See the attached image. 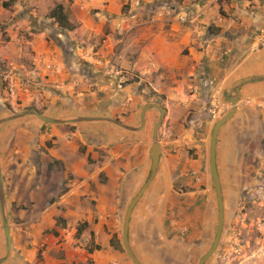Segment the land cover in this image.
<instances>
[{
  "label": "crops",
  "instance_id": "obj_1",
  "mask_svg": "<svg viewBox=\"0 0 264 264\" xmlns=\"http://www.w3.org/2000/svg\"><path fill=\"white\" fill-rule=\"evenodd\" d=\"M40 1L53 7L43 17L26 10L8 29L9 46L18 42L29 57L17 59L0 48L19 64L7 83V100H24L21 110L108 115L131 126L140 124L146 104L162 105L159 165L131 215L129 241L143 264H158L169 253V240L186 239L192 264L206 249L216 203L209 151L218 119H211V100L226 104L227 113L237 99L217 138L224 198V187H255L264 172V0ZM59 3L75 29L47 17ZM65 38L76 53L73 61L58 44ZM80 58L101 64L103 75L107 68L114 73L87 77L76 68ZM3 106L0 118L12 113ZM158 118L149 110L138 131L47 124L34 116L2 124L0 163L12 238L3 264H133L123 246V222L150 173V127ZM5 252L0 211V258Z\"/></svg>",
  "mask_w": 264,
  "mask_h": 264
},
{
  "label": "rangeland",
  "instance_id": "obj_2",
  "mask_svg": "<svg viewBox=\"0 0 264 264\" xmlns=\"http://www.w3.org/2000/svg\"><path fill=\"white\" fill-rule=\"evenodd\" d=\"M57 1L58 0H54V3ZM27 2L29 3V0H0V48L4 47L3 53L9 52L12 56L15 54L17 57H13L21 60L29 57V53H21L19 51L20 46L18 42H16L15 45L11 44L9 46V42L12 39V33L8 30L9 26L25 16L24 12L26 10L27 12L37 11L38 16L43 17L41 15H43L47 7H53L51 3L50 5H46L40 0H35L31 6H27ZM124 7L131 8V5L129 3L124 5ZM37 19L38 18L35 19L36 23L38 22ZM25 33L26 32H23V30H19V36H25ZM50 35L54 36L53 33ZM58 44L63 48V53L67 60L75 58L76 53L74 54V52L70 50L69 42L66 41V38L65 42ZM101 44H103L102 40ZM15 51H19V54ZM13 57H5L0 54L1 60L13 61L15 65H19L18 60ZM88 61L84 58H80V60L75 63L79 72H84L87 77L94 75L96 77L102 76L101 78H103L101 64H94ZM91 67H93V70ZM15 77H17V75H15ZM10 87L11 85H6L3 88V93ZM5 97L7 99L8 95H5L4 98ZM23 101L24 100H20L19 98L15 100V102L5 100V102H3V109H7L8 112H18L23 108ZM13 107L18 109V111H15ZM150 130H152V127H150ZM224 189L226 192V197L224 198L226 211L224 231L216 252L207 260L206 264H264V172L257 174L255 187H224ZM214 205V217L210 228L211 233L208 235L206 249H202L201 254L198 253V256L193 259L192 264H198L200 258L212 245L218 223L216 203ZM168 244L169 253L167 257L161 254L158 257V260L161 262L158 264H187L189 247L192 245H190L186 239L185 242H183V240H169Z\"/></svg>",
  "mask_w": 264,
  "mask_h": 264
},
{
  "label": "water",
  "instance_id": "obj_3",
  "mask_svg": "<svg viewBox=\"0 0 264 264\" xmlns=\"http://www.w3.org/2000/svg\"><path fill=\"white\" fill-rule=\"evenodd\" d=\"M240 87V86H239ZM232 104V109L226 113L223 117L218 119L214 125L212 135H211V142H210V151H209V164H210V172L213 181V191L215 195V202L216 208L218 213V223L216 233L212 242L211 247L209 250L200 258L198 264H206L207 260L216 252L219 243L222 238V234L224 231L225 226V200L223 194V187L221 186V180L218 173L217 168V158H216V149H217V138L218 133L221 126L228 121L236 112L237 106V99L236 96H233L230 100ZM155 109L159 112V118L155 125L152 128V146H151V168L150 173L145 180L142 187L139 191L135 194L133 199L127 206L124 222H123V246L127 252V255L133 262V264H143L139 258L136 256L135 252L133 251L130 241H129V227H130V219L133 213V210L137 203L140 201L144 193L147 191L149 186L151 185L157 169L159 165V160L161 156V146L159 143V129L163 124L166 110L165 108L158 104V103H148L146 104L140 112V124L138 126H131L128 125L119 119H116L111 116H99V115H81V114H62V115H48L46 113H41L39 110L35 108H28L21 110L19 112L10 113L6 117L0 118V126L6 122H10L19 118H23L26 116H34L40 122L47 123V124H83V123H100V124H109L116 126L118 128L129 130V131H138L141 130L146 124V113L151 110ZM0 211H1V218L2 224L6 236V252L4 256L0 258V264H3L7 261L10 256L12 250V238L10 233V224H9V217L6 207V194H5V185L3 181V175L1 170V163H0Z\"/></svg>",
  "mask_w": 264,
  "mask_h": 264
},
{
  "label": "built area",
  "instance_id": "obj_4",
  "mask_svg": "<svg viewBox=\"0 0 264 264\" xmlns=\"http://www.w3.org/2000/svg\"><path fill=\"white\" fill-rule=\"evenodd\" d=\"M259 44H264V37L263 35H260L259 37ZM18 68L16 67L15 63L13 61H6L0 59V103L5 102L6 97L5 93H3V88L8 85L7 83L10 81V79H13L15 73H17ZM114 73L110 68L105 69L103 76H110ZM119 74V73H118ZM11 83V81H10ZM6 84V85H5ZM94 87L99 88L100 87V81H95L93 83ZM261 104H259L260 106ZM228 109V106L224 103H221L215 99L211 100L209 111L211 115L212 120L219 119L224 113H226ZM186 231V230H185Z\"/></svg>",
  "mask_w": 264,
  "mask_h": 264
},
{
  "label": "trees",
  "instance_id": "obj_5",
  "mask_svg": "<svg viewBox=\"0 0 264 264\" xmlns=\"http://www.w3.org/2000/svg\"><path fill=\"white\" fill-rule=\"evenodd\" d=\"M48 17L54 19V22H56L62 29L73 30L77 27V24L69 19L62 3L56 4V6L50 11ZM81 230L82 227L79 228V231Z\"/></svg>",
  "mask_w": 264,
  "mask_h": 264
},
{
  "label": "flooded vegetation",
  "instance_id": "obj_6",
  "mask_svg": "<svg viewBox=\"0 0 264 264\" xmlns=\"http://www.w3.org/2000/svg\"><path fill=\"white\" fill-rule=\"evenodd\" d=\"M11 233V232H10ZM167 257V256H166ZM158 260V259H157ZM161 262L160 260L157 261V263Z\"/></svg>",
  "mask_w": 264,
  "mask_h": 264
}]
</instances>
